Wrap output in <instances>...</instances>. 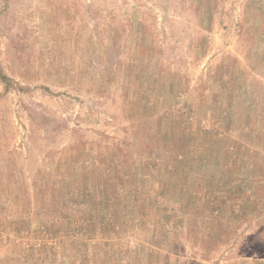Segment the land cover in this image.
Here are the masks:
<instances>
[{
  "label": "rangeland",
  "instance_id": "374dc122",
  "mask_svg": "<svg viewBox=\"0 0 264 264\" xmlns=\"http://www.w3.org/2000/svg\"><path fill=\"white\" fill-rule=\"evenodd\" d=\"M0 264H264V0H0Z\"/></svg>",
  "mask_w": 264,
  "mask_h": 264
}]
</instances>
